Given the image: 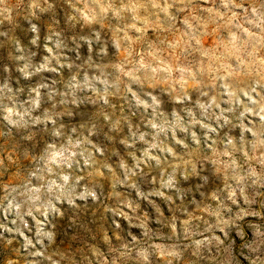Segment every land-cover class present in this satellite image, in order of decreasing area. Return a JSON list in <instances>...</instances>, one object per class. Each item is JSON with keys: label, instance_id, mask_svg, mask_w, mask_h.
Returning <instances> with one entry per match:
<instances>
[{"label": "rangeland", "instance_id": "rangeland-1", "mask_svg": "<svg viewBox=\"0 0 264 264\" xmlns=\"http://www.w3.org/2000/svg\"><path fill=\"white\" fill-rule=\"evenodd\" d=\"M0 264H264V0H0Z\"/></svg>", "mask_w": 264, "mask_h": 264}]
</instances>
